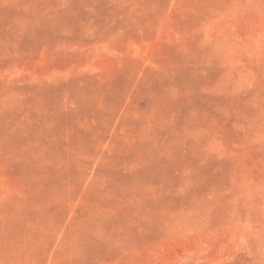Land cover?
I'll list each match as a JSON object with an SVG mask.
<instances>
[{"label":"rangeland","instance_id":"rangeland-1","mask_svg":"<svg viewBox=\"0 0 264 264\" xmlns=\"http://www.w3.org/2000/svg\"><path fill=\"white\" fill-rule=\"evenodd\" d=\"M0 264H264V0H0Z\"/></svg>","mask_w":264,"mask_h":264}]
</instances>
